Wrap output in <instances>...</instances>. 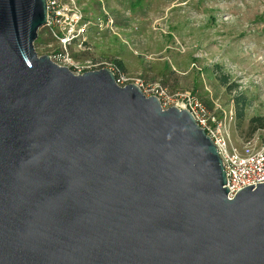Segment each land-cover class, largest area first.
<instances>
[{
    "label": "water",
    "instance_id": "water-1",
    "mask_svg": "<svg viewBox=\"0 0 264 264\" xmlns=\"http://www.w3.org/2000/svg\"><path fill=\"white\" fill-rule=\"evenodd\" d=\"M47 16L0 0V264H264V182L228 198L190 111L39 55Z\"/></svg>",
    "mask_w": 264,
    "mask_h": 264
},
{
    "label": "rangeland",
    "instance_id": "rangeland-1",
    "mask_svg": "<svg viewBox=\"0 0 264 264\" xmlns=\"http://www.w3.org/2000/svg\"><path fill=\"white\" fill-rule=\"evenodd\" d=\"M78 1L94 24L93 51L82 57L120 60L132 83L139 78L160 82L170 94L193 92L226 120L238 146L250 136L248 119L264 117V0ZM97 18L111 22L99 29ZM53 43L40 27L36 52L47 54ZM239 97L245 99L242 119ZM256 131L264 141V128Z\"/></svg>",
    "mask_w": 264,
    "mask_h": 264
},
{
    "label": "built area",
    "instance_id": "built-area-1",
    "mask_svg": "<svg viewBox=\"0 0 264 264\" xmlns=\"http://www.w3.org/2000/svg\"><path fill=\"white\" fill-rule=\"evenodd\" d=\"M47 9V21L43 27L48 28L54 42L48 45L47 53L52 61L68 67L74 74L105 67L114 73L118 85L124 86L132 82L131 77L112 61L76 57L92 51L88 34L90 27L94 25L90 17L85 16L78 0H47ZM94 22L101 29L104 25L108 26L104 22H111V19L104 21L97 18ZM133 83L146 96L155 95L162 109L176 106L190 111L216 146L226 173L224 186L228 188V198H233L236 191L246 185L256 186V183L264 182V141L258 131L243 139L238 146L232 140L226 120L218 118L193 92L170 94L160 82L146 84L139 78Z\"/></svg>",
    "mask_w": 264,
    "mask_h": 264
},
{
    "label": "trees",
    "instance_id": "trees-1",
    "mask_svg": "<svg viewBox=\"0 0 264 264\" xmlns=\"http://www.w3.org/2000/svg\"><path fill=\"white\" fill-rule=\"evenodd\" d=\"M79 2V1H78ZM135 2V1H134ZM138 2H140V0H138ZM137 2V3H138ZM79 4H80V2H79ZM135 3H133V5H134ZM84 11V10H83ZM85 13V12H84ZM90 54V52H85L83 55H85V56H88ZM83 55H80V56H77L76 55V57H82ZM115 64H116V66L119 68V69H121L122 71H125L124 69V65H123V63L120 61V60H116L115 62H114ZM221 82L222 83H226V80H227V76L226 75H222L221 76ZM245 99L244 98H237V104H238V108H237V111H236V116H237V118L238 119H242V117H243V111H242V109H243V107H244V105H245V101H244ZM201 101V100H200ZM202 102V101H201ZM203 103V102H202ZM207 107V106H206ZM208 108V107H207ZM209 109V108H208ZM248 124H249V135L251 136L256 130H258V129H261V128H264V117L263 116H252V117H250L249 119H248ZM250 136H248V137H250ZM247 137V138H248Z\"/></svg>",
    "mask_w": 264,
    "mask_h": 264
},
{
    "label": "crops",
    "instance_id": "crops-1",
    "mask_svg": "<svg viewBox=\"0 0 264 264\" xmlns=\"http://www.w3.org/2000/svg\"><path fill=\"white\" fill-rule=\"evenodd\" d=\"M91 29H92V27H90V29H89V34H88V39H89V41H90L89 35H90V30H91ZM92 51H93V49H92ZM92 51H91V52H92ZM91 52H90V53H91ZM90 57H91V56H90ZM123 65H124V64H123ZM124 68H125V65H124ZM124 70H126V69H124Z\"/></svg>",
    "mask_w": 264,
    "mask_h": 264
}]
</instances>
